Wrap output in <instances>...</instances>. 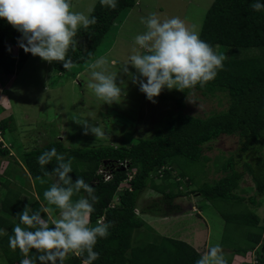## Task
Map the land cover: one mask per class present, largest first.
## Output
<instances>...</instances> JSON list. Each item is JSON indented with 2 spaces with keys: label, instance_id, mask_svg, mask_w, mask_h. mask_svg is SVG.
Segmentation results:
<instances>
[{
  "label": "trees",
  "instance_id": "16d2710c",
  "mask_svg": "<svg viewBox=\"0 0 264 264\" xmlns=\"http://www.w3.org/2000/svg\"><path fill=\"white\" fill-rule=\"evenodd\" d=\"M252 2L253 0H213L204 14L199 31L200 38L213 49L218 45L244 50H264V10L253 11L250 6ZM261 2L264 3V0ZM135 4L136 0H117V7L113 10L102 6L100 0H97L88 14L90 18H96V24L87 30L81 27L74 37L73 46L67 52L66 60L71 61V67L92 62L98 56V46L114 20L123 10L131 9ZM20 36L19 31L0 18V65L9 72L20 70L21 62L16 64L20 59L12 53L14 45L20 48ZM22 55L27 57L29 53L24 51ZM223 64V69L218 71L214 80L203 88L197 85L194 89H186L178 99V104L182 107L183 96L191 90L199 91L203 96H213L220 92L228 97L229 102L225 109L199 117L185 114L180 108L174 117L166 121L163 128L157 129L150 137L137 139L128 146L100 144L68 148L57 139L40 149L21 152L20 160L30 175L37 199L25 200L14 188H8L1 197L0 230L3 234L0 235V249L6 264H21L24 259L19 249L13 252L9 247V238L14 235L12 230L20 223L18 214L25 206H30L31 202L34 203L32 212L38 211L39 203L45 201L44 192L53 183L59 182L52 172L56 166L55 159L45 165L43 170L38 164V157L52 148L63 154L66 161L71 159L73 171L70 176L74 182L80 176L94 188L99 199L94 203V211L90 214L91 223L96 224V221L103 217L104 223L112 225L107 238L97 240L94 251L99 253V258L93 264H195L201 255L181 240L158 234L144 242L135 240L134 236L141 226L151 232L153 230L136 216L134 208L139 194L146 188L160 193L168 203L182 195L180 191H173L171 181L175 170L183 167V162H179V159L185 158L191 162L207 160L203 154L205 144L221 135H237L239 150L246 152L254 149V158L252 161H244L241 171L236 170L232 159L227 158L220 165L225 175L213 184L204 183L198 187L197 192L210 201L243 203L246 198L240 196L236 190L242 176L248 174L254 184L255 194L247 197V201L259 206L257 197L264 198V159L258 154L264 140V55L243 54L225 58ZM53 69L58 73L69 70L64 68L63 62L57 61L53 62ZM6 125L7 119L0 121L2 130ZM10 156H13L10 146H2L0 143V158H4L3 162L6 164L14 163V171H20L18 163L12 162ZM115 161H126L128 167L115 168L112 178L104 181L97 173L99 167L110 168ZM133 168L136 172L128 182L130 188L124 187L117 191L120 182ZM45 171L51 175L45 177ZM8 173L7 170L3 172L9 177ZM38 177L44 178L47 183L41 184ZM156 178L161 184L155 182ZM81 193L87 195L83 190ZM80 194L74 195L73 200L78 199ZM115 194L118 195V200L111 206ZM170 205L171 208L166 211H160L157 206L155 210L151 208L149 211L162 212L164 215L178 211L177 204ZM215 206L224 220L220 246L221 249H228L227 252L222 250L227 264H232L235 254L248 251L254 252L257 264H264V215L259 218L245 205L244 212L234 210L233 214ZM51 207L55 214H59L55 206ZM230 222L239 225L241 230L234 240L229 239L228 242V236L225 234ZM35 255L37 254L33 250L29 258ZM64 264H82V258L70 255Z\"/></svg>",
  "mask_w": 264,
  "mask_h": 264
},
{
  "label": "rangeland",
  "instance_id": "374dc122",
  "mask_svg": "<svg viewBox=\"0 0 264 264\" xmlns=\"http://www.w3.org/2000/svg\"><path fill=\"white\" fill-rule=\"evenodd\" d=\"M136 1L130 11L129 9L123 10L122 14L114 20L98 46L96 51L98 53H96V56H98L92 62L74 65L65 73H58L53 69L54 61L49 63L38 56H33L31 53V58L24 57L22 55L23 48L13 46L12 53L18 55L17 57L20 60L16 64L21 62L20 69L26 63L27 58L28 61L23 70L18 73L15 72L18 75L15 80L18 87L15 86L5 92L7 98L12 100L10 105L16 112L17 126L13 127L29 129L26 130L25 135L19 136L20 138L10 130L6 131L5 137H3L6 145L11 142L19 153L40 149L48 142L54 141V139H64V142H61L68 148L100 144L128 146L137 139L150 137L157 129L163 128L166 121L174 117L180 108L185 114L205 117L212 112L227 107L229 101L226 94L216 92L213 96H203L196 90H191L183 96V105L180 107L178 99L184 92L176 89L170 91L167 88L155 98L157 102L152 103L139 90V87L132 82L131 76L123 72V66L135 46L134 37L146 31L145 25L141 23V18H146L151 13L159 14L161 19L179 17L189 29L199 34L204 14L213 0ZM95 2L96 0L79 1L82 10L89 9L86 16ZM21 37L22 34L19 40ZM213 50L217 54L225 56V58L242 56L243 54L249 56L254 54L264 55V50L255 48L244 50L216 45ZM101 57L107 58L109 61L108 71L116 75V82L122 89L119 102H114L111 105L97 99L92 91L86 87L90 79V65ZM128 67L130 72H136L131 65ZM9 77L10 75L5 77L0 73L1 79H8ZM76 120L82 122L87 120L89 124L101 127L105 135L98 139L91 133L85 135L83 125L77 124ZM21 140L25 144L28 143L29 148L26 146L21 148ZM239 147L240 142L237 135H221L205 144L203 154L207 157V160L201 161L199 159L191 162L185 158H180L179 162H183V167L175 170L176 172L173 173L171 181L173 191H180L182 195L168 203L160 193L156 194L154 196L156 198L152 200L151 191H148L143 195H147L149 199L148 207L151 204H157L160 211H166L171 208L170 203L177 204L179 209L176 212L189 210L187 212L193 214L194 218L191 219L193 221L201 217L197 213L194 214L195 212H190L191 208L201 210L203 212V215H201L208 225L211 239L214 240L212 242L221 241L224 233V220L215 205L230 214H233L234 210L244 212L246 206L248 209L254 210L259 218H262L264 215V198L262 196L257 197L260 202L259 206L249 204L247 201V197L255 194L254 184L248 174L242 176L239 188L236 190L240 196L246 198L243 203L210 201L197 192L198 187L204 183L213 184L225 175V172L220 169V165L227 158L232 159L234 168L239 171H241L244 161L253 160L254 149L242 152ZM258 154L264 159V140L259 147ZM3 161L4 158H0V163ZM10 169L12 170V167ZM19 173L22 176L21 170ZM179 177L180 180H177ZM155 182L161 184L158 178ZM138 209L141 210L140 206H138ZM200 221L202 222V220ZM238 226L234 222L229 223V229L225 234V236H228L226 237L228 242L237 237L241 230ZM137 238V241H145L141 236ZM223 251L227 252L228 249ZM251 252L245 255L246 259L251 260ZM240 259L245 258H236L238 263L242 261Z\"/></svg>",
  "mask_w": 264,
  "mask_h": 264
},
{
  "label": "clouds",
  "instance_id": "9594fccd",
  "mask_svg": "<svg viewBox=\"0 0 264 264\" xmlns=\"http://www.w3.org/2000/svg\"><path fill=\"white\" fill-rule=\"evenodd\" d=\"M100 3L113 10L117 7V0H100ZM250 6L256 12L264 10L261 0H253ZM0 18L22 34L18 43L26 53L49 63L63 62L65 69L72 66L66 55L79 29L87 30L97 22L94 16L90 18L73 11L70 0H0ZM141 23L146 31L134 37L135 46L123 72L131 76L132 82L152 103L157 102L155 98L165 88L181 92L197 85L203 88L223 69L225 56L217 54L179 17L161 19L159 14L151 13L141 18ZM108 64L107 58L101 57L90 65L86 87L97 99L111 105L119 102L122 89L116 82V75L108 71ZM129 65L135 73L130 72ZM75 122L83 125L85 135L91 133L97 139L105 135L101 127L87 120ZM53 159L56 166L52 172L59 182L44 192V200L48 206L59 210V218L42 215L49 213L51 207L41 205L39 211L32 212L30 206H25L18 214L20 223L12 230L14 235L9 238V247L13 252L19 249L24 256L21 264H64L70 255L81 257L82 264H93L99 258V253L94 251L97 240L107 238L112 225L98 220L95 226H90V214L99 199L94 188L80 176L73 181L71 159L66 161L55 148L42 153L38 164L43 170ZM50 175L44 172L45 177ZM37 179L41 184L47 183L42 177ZM82 190L87 195H80L74 201V195ZM33 250L37 255L29 258ZM195 264H227V260L216 245L202 254Z\"/></svg>",
  "mask_w": 264,
  "mask_h": 264
},
{
  "label": "crops",
  "instance_id": "0c3cea01",
  "mask_svg": "<svg viewBox=\"0 0 264 264\" xmlns=\"http://www.w3.org/2000/svg\"><path fill=\"white\" fill-rule=\"evenodd\" d=\"M79 1L80 0H72V2L70 1L71 5H72V10L76 11V12L84 13L86 15V13L88 12L89 9H87L86 11L82 10L80 5H79ZM73 5H74V8H73ZM91 8H92V6H91ZM129 11H130V9H129ZM199 31H200V29H199ZM13 54L15 55V53H13ZM30 55L31 54L29 53L28 58L30 57ZM16 56H17V54H16ZM28 58L26 60V63L28 61ZM26 63H24V65ZM24 65H22V68L20 70H23ZM0 73H1V75H4L5 77H6V75H10V77L8 79L7 78H5V79L0 78V99H1L0 100V119H2V120L7 119V125L5 126V129L3 130L4 137H5V132L6 131L8 132L10 130L13 134H15L18 138H20L19 136L25 135L26 130H28L29 128L28 129L27 128L21 129V127H19L17 129V127H13V126H17L16 112L12 109V107L10 105V101H12V100L7 98V95L5 92L7 90L14 88L15 86L18 87V84L15 82L18 75H17V73L9 72L8 70L4 69L1 66H0ZM59 129H61V128H59ZM33 130H35V129H33ZM63 135H64V133H63ZM62 139H63V137H62ZM63 140H60V141L64 142ZM20 143H21V148H24L25 146L27 148H29L28 143L25 144L22 142V140L20 141ZM11 144L12 143L10 142L9 146L11 148L13 156H10L9 158L12 159V162L18 163L17 165L20 167V170L22 171V176L20 175L19 171L18 172L14 171L15 170L14 168L16 167V165L14 163L11 165L6 164L4 162L0 163V200H1V197L4 193V191H6L8 188L16 189L19 192L20 197L25 199V200L30 201V200H33L34 198L37 199V195L35 193V190L33 187V182L30 178V175L28 174L27 170L24 169L25 167L20 160V156H19L20 153L18 151H16V149L13 147V144L12 145ZM106 145H111V144H106ZM10 167H12L13 171L10 169ZM6 170L9 172L8 174H10L9 177L3 174V172ZM148 191H151V195L153 197V198L151 197L152 200L154 198H156L154 196H156V194H158V192H156L155 190L150 189V188H146L145 190H143L137 198L136 206H135V209L137 210V212L135 214L138 218H140L142 221H144L150 228H152L153 232L149 231L144 226H141L139 228V231H137V234L134 236L135 240H138V238H137L138 236H141L145 240H148V239H151V236L158 234L162 237H168V238H172V239L181 240V241L189 244L191 247H193L200 255L204 254L210 247H214L216 245L220 246V241L212 242L214 240L211 239V235L209 233L208 225L206 223L205 218L202 217L203 212L201 210L196 209L194 207L191 208L190 212H192V213L195 212L194 214L197 213L201 217V218H196L195 219L196 221L191 220L194 217H193V214L192 215L188 214L187 211H189V210L183 211V212L182 211L172 212L170 214H165V215L162 212L153 213L149 210L151 208L155 210V208H156L155 206L158 207L159 205L156 204L153 206L151 204V206L148 207L147 204L149 203V199L147 198V195L143 196ZM80 195H84V194L81 193ZM39 204H40V207L38 208V211L40 210L41 205H44L45 207H51V206L47 205L46 201L40 202ZM138 206H140L141 210L138 209ZM33 209H34V203L31 202L30 210L33 211ZM252 211H254V210H252ZM42 215L45 216V218H47L48 216H51L52 219L59 218V214H55L52 207H51V211L49 213H47V214L42 213ZM197 217H199V216H197ZM200 220H202V222ZM95 225L96 224H93L90 221V226H95ZM2 234H3V231L0 230V235H2ZM220 248H221V246H220ZM222 250H226V249H222ZM249 252L250 251L235 254L232 258V264L249 263L250 260L246 259L247 257H245V255ZM243 257L245 259H240L242 261H239V263H238L236 258L238 259V258H243ZM0 264H6V260H5V257L3 255L1 249H0Z\"/></svg>",
  "mask_w": 264,
  "mask_h": 264
},
{
  "label": "built area",
  "instance_id": "2783aa9c",
  "mask_svg": "<svg viewBox=\"0 0 264 264\" xmlns=\"http://www.w3.org/2000/svg\"><path fill=\"white\" fill-rule=\"evenodd\" d=\"M0 143L2 144V146H5V145H6L5 142H4L3 131H2V129H1V127H0ZM121 167L124 168V169H126V168L128 167L127 162H126V161H115V162L111 165L110 168L100 166L99 169H98V171H97V173H99V174L101 175L102 179H103L104 181H106V180H109V179L112 178L113 170H114L115 168H121ZM135 172H136V169H134V168L131 169L129 172H127V176H126V178H125L122 182H120V184H119V186H118V188H117V191L122 190L124 187H129L128 182L131 180V178L133 177V174H134ZM160 176H161V175H160ZM177 179L179 180L180 177L177 178ZM129 188H130V187H129ZM114 200H115V201L118 200V195H117V194L114 195V197H113V202L111 203V206H113ZM135 211H136V209H135ZM98 220H103V217L99 218ZM98 220H97V221H98ZM97 221H96V222H97ZM251 254H252V258H251V260L249 261V263H250V264H257L256 257H255V255H253L254 253L252 252Z\"/></svg>",
  "mask_w": 264,
  "mask_h": 264
}]
</instances>
